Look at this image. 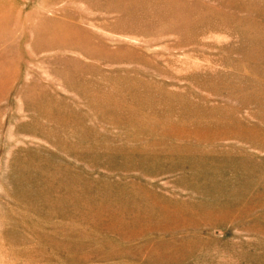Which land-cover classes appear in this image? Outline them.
<instances>
[{"label": "rangeland", "instance_id": "obj_1", "mask_svg": "<svg viewBox=\"0 0 264 264\" xmlns=\"http://www.w3.org/2000/svg\"><path fill=\"white\" fill-rule=\"evenodd\" d=\"M0 264H264V0H0Z\"/></svg>", "mask_w": 264, "mask_h": 264}]
</instances>
